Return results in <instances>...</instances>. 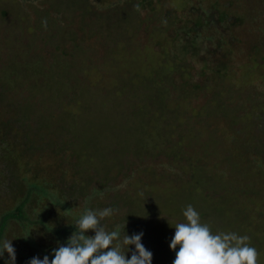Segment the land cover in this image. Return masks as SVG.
<instances>
[{"label":"rangeland","instance_id":"374dc122","mask_svg":"<svg viewBox=\"0 0 264 264\" xmlns=\"http://www.w3.org/2000/svg\"><path fill=\"white\" fill-rule=\"evenodd\" d=\"M227 2L240 19L213 7ZM0 48V81L20 96L39 77L67 92L51 110L70 113L104 191L134 201L126 229L162 252L152 264H172L189 204L213 232L249 236L264 264V0H0ZM36 153L42 172L52 160Z\"/></svg>","mask_w":264,"mask_h":264},{"label":"trees","instance_id":"16d2710c","mask_svg":"<svg viewBox=\"0 0 264 264\" xmlns=\"http://www.w3.org/2000/svg\"><path fill=\"white\" fill-rule=\"evenodd\" d=\"M228 3L223 9L219 7L220 4L218 7L214 4L213 7L224 17L235 16V19H240L242 16L238 13L231 15L233 12L227 9ZM4 14L9 15L7 12ZM157 14L160 12L155 11L153 16L157 17ZM167 19L168 16L166 19H158L159 22L163 20V26L169 24L163 27V30L158 28L163 33L172 26V20L174 21L173 17L170 22ZM220 40L227 43L222 38ZM19 59L27 58L20 55ZM2 73L0 71V74ZM31 86L33 85L28 81L29 88L24 89V98L19 95V89H11L7 81H0V239L15 238L12 243L16 249V264H27L33 256L43 258L46 254L51 259L50 253L57 247V241L66 242L74 231L75 221L88 209H115V214L101 223L108 230L119 226L120 231H123L127 222L132 221L129 214L134 209L133 200L119 196L124 192L111 194L104 191L107 189L106 179L100 175L99 162L92 160L88 153L76 147L78 138L72 129L74 121L69 119L70 113L62 111L57 115L51 110L52 104L63 103L67 92L61 93L56 99L48 78L43 77L35 78L34 87ZM188 91L193 94L195 90ZM220 93L224 94L218 88L213 87V91L211 89L216 101H220L217 100ZM192 94L188 92L184 98H191ZM37 97L41 100H36ZM164 115L168 120L178 116L179 110ZM175 119L178 120L177 117ZM179 123H175L178 124V129ZM252 149V152L262 154L264 162L263 148ZM38 151L46 153L40 154V157L52 160V164L42 166V172L36 168L39 166L33 163ZM66 163L72 170L73 179L65 178ZM49 168L54 171H49ZM58 171L61 172L60 180L63 185L55 181V172ZM9 191L13 192L12 196H9ZM90 200L96 202L88 203ZM130 204H133V207H130ZM89 234H92L91 231ZM128 255L130 256V253ZM6 256L7 254L5 258ZM159 256L162 260V252H153V260ZM0 264H4L3 259H0Z\"/></svg>","mask_w":264,"mask_h":264},{"label":"clouds","instance_id":"9594fccd","mask_svg":"<svg viewBox=\"0 0 264 264\" xmlns=\"http://www.w3.org/2000/svg\"><path fill=\"white\" fill-rule=\"evenodd\" d=\"M115 211L112 207L86 210L75 221L74 231L66 242L57 241L51 259L47 254L43 258L33 256L27 264H152L153 252L142 243L143 231L129 235L126 225L120 231L119 226L108 230L101 223ZM182 215L185 221L172 226L175 229L169 241V248L175 252L172 264H258L259 252L249 243V236L232 231L213 232L191 204L183 209ZM13 239H0V259L4 264H16Z\"/></svg>","mask_w":264,"mask_h":264}]
</instances>
